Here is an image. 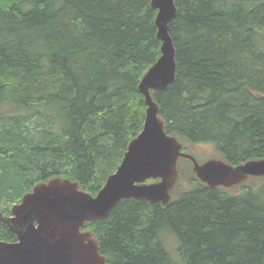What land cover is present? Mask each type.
<instances>
[{
	"label": "trees",
	"instance_id": "16d2710c",
	"mask_svg": "<svg viewBox=\"0 0 264 264\" xmlns=\"http://www.w3.org/2000/svg\"><path fill=\"white\" fill-rule=\"evenodd\" d=\"M151 0H0V209L62 176L96 194L143 129L140 80L161 55ZM176 78L153 99L168 134L229 163L264 158V0H175ZM184 174L181 171L178 181ZM164 206L86 223L108 264H264V178L201 183ZM177 239L178 260L162 237ZM0 239L16 235L0 222Z\"/></svg>",
	"mask_w": 264,
	"mask_h": 264
},
{
	"label": "water",
	"instance_id": "95a60500",
	"mask_svg": "<svg viewBox=\"0 0 264 264\" xmlns=\"http://www.w3.org/2000/svg\"><path fill=\"white\" fill-rule=\"evenodd\" d=\"M150 5L157 12L161 55L138 85L147 104L143 129L95 195L78 181L53 177L25 193L11 216L0 210V222L17 236L15 242L0 239V264H108L98 238L82 229L84 225L105 219L121 200L144 199L167 206L178 180L180 157L190 160L194 174L211 187L231 189L250 177H264V158L238 165L221 157L199 162L182 150L184 144L177 136L167 133L151 91L166 89L176 78V48L169 25L177 8L175 0H151Z\"/></svg>",
	"mask_w": 264,
	"mask_h": 264
},
{
	"label": "rangeland",
	"instance_id": "374dc122",
	"mask_svg": "<svg viewBox=\"0 0 264 264\" xmlns=\"http://www.w3.org/2000/svg\"><path fill=\"white\" fill-rule=\"evenodd\" d=\"M186 152L192 154L195 158H198L200 161L207 160L213 157H219L218 152L216 151L214 145L212 143H186ZM180 172L182 171L184 174L183 180L181 183L178 181L175 185L174 190L172 191L173 197H177L184 190L188 189L191 184L188 181L191 176H193L192 172V164L187 159H181L179 161ZM180 178V177H179ZM235 191L239 190L238 188H234ZM163 242L170 253V255L178 260V243L177 239L174 238L170 233L164 234L162 237Z\"/></svg>",
	"mask_w": 264,
	"mask_h": 264
},
{
	"label": "flooded vegetation",
	"instance_id": "af4514ba",
	"mask_svg": "<svg viewBox=\"0 0 264 264\" xmlns=\"http://www.w3.org/2000/svg\"><path fill=\"white\" fill-rule=\"evenodd\" d=\"M8 215H10V214H8Z\"/></svg>",
	"mask_w": 264,
	"mask_h": 264
}]
</instances>
